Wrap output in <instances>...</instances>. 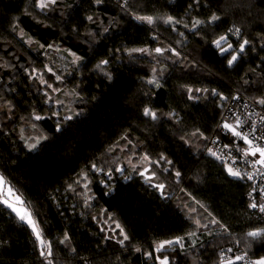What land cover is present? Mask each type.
Wrapping results in <instances>:
<instances>
[{"label":"trees","instance_id":"trees-1","mask_svg":"<svg viewBox=\"0 0 264 264\" xmlns=\"http://www.w3.org/2000/svg\"><path fill=\"white\" fill-rule=\"evenodd\" d=\"M190 2L130 0L125 11L111 0L103 6L92 5L91 10L88 0H64L70 7L62 6L56 12H49L47 15L51 19H47L33 8L32 0H0V84L7 82L19 92V96L8 94L18 103L13 122L4 127L6 121L0 115V174L7 183L5 192L11 187L21 197L44 231L45 239L53 241V257L49 258L53 264H83L81 258H87L89 264H155L152 258L145 261L143 255L153 250L150 245L189 231L196 232V246L191 247L192 239L185 237V251L173 260V264L177 261L179 264H219L221 250L228 248L233 249L228 256L249 251L248 258L255 259L253 252L264 254V246L259 242L252 243L250 250L246 247V233L254 226H264L258 212L247 207L250 183L246 179L228 177L221 163L205 151L213 137L212 129L222 120L220 113L224 115L226 106L217 108L220 101L207 93H197L201 97L199 100H188L184 87L215 88L225 95L238 93L254 103L255 98L264 95V64L260 59L264 57L261 50L264 41L260 39L264 34V0H218L212 10L217 11L221 20L218 26L207 27L208 36L204 39L192 35L182 25L179 30L186 33V38L165 31L166 26L162 24L156 32L152 26L134 18L152 15L159 23L160 17L178 15L190 21L198 10L206 13V9L195 8L185 12ZM205 2L202 0V4ZM92 10L98 21L110 28L102 34L106 38H91L95 55L85 35L89 30L96 31L95 25L81 28L77 36L70 31V26L61 23V13L67 16L70 12L73 19H79L91 14ZM12 23L19 25L15 31ZM233 26L253 41L256 51L245 53L241 63L228 68L224 57L208 41L215 38L214 34H221ZM154 34L159 37L157 41L152 39ZM235 39L231 37L232 41ZM45 42L59 48L67 60L72 58L67 49L77 51L87 64L79 71L72 70L63 83H55L61 91L57 96L52 94L53 99L62 101L64 107L46 106L60 112L61 118L73 117L63 133L54 131L56 118L32 120V105L39 103L41 93L36 92V85L29 87L32 81L26 80L23 72L17 75L30 64L37 67L48 64L51 49L39 47ZM160 43L165 47L171 43L182 55L177 58V64L171 60L164 62L168 67L160 78L162 87L153 89L151 98L144 96L151 87L145 80L151 76L152 67L159 71L163 66L155 64L152 58L129 61L126 52L120 53L125 58L111 65L113 81L91 74L92 66L109 49L122 44L155 47ZM251 68L256 69L255 73ZM84 77L88 79L84 85L85 99L81 101L73 94V88ZM245 79L250 83L245 84ZM4 91L0 88V93ZM144 106L152 107L158 115H165L159 121L144 118ZM169 111L177 114L172 121L166 115ZM78 112L82 114L77 116ZM42 114L50 115L47 110ZM176 119L181 122L176 123ZM32 123H36L35 129ZM195 127H207L205 135L209 139L192 138L193 146L189 148L180 136L184 131H194ZM31 134L46 135L49 141H41L46 146L29 153L25 141L34 143L38 138L30 137ZM145 152L153 162L160 159L161 153L174 161L172 165L163 160L151 164L157 173L156 181L152 180L151 184L138 175L136 170L139 169H131L128 164L131 155L142 158ZM92 163L105 171L120 166L125 171L113 173L111 178L103 172L89 171L90 178L94 179L91 191L76 185H73L76 193L70 191L67 185L80 179L77 173L82 175ZM177 170L182 172L181 177L175 176ZM126 175L131 179H124ZM101 179L109 181L111 191L99 182ZM157 183H163L165 188L160 190L152 186ZM86 196L93 197L90 207L84 204ZM212 219L229 226V232L210 224ZM196 220L200 225L208 224V229L196 225ZM114 221H119L129 233V246L142 247L141 253L129 255L127 249L116 244L119 237L111 231ZM64 231L72 237L68 247L58 244ZM109 236L111 240L106 241L104 237ZM0 238L7 242L0 246V264H40L33 234L2 204ZM71 247H77L79 255L71 252Z\"/></svg>","mask_w":264,"mask_h":264},{"label":"snow or ice","instance_id":"snow-or-ice-1","mask_svg":"<svg viewBox=\"0 0 264 264\" xmlns=\"http://www.w3.org/2000/svg\"><path fill=\"white\" fill-rule=\"evenodd\" d=\"M89 10L92 9V5L103 6L107 3V0H88ZM218 3V0H206L205 3L202 4V0H191L190 3L187 4L185 12L188 9H206V13L198 10L196 16L193 17L190 21H185L183 17L178 15H167L159 18V23L157 18L152 15H136L134 18L143 23H146L149 26H152L156 30L159 31L160 24L166 26L165 31L170 30L171 32H176L180 37L186 38V33L184 31H180L179 28L182 25L184 29L188 32H191L194 36H200L201 39H204L208 36L207 27L217 25V22L221 20V16L217 14V11H213V6ZM32 6L34 9H38L39 13L44 14L45 18L51 19L47 14L49 12H56L62 6L65 8L70 7L69 5L64 3V0H32ZM123 10L127 11L128 9V0H124V4L121 5ZM87 11V10H86ZM204 15V18L201 19L200 16ZM61 23L65 26H70V31L75 32L77 36L80 35L81 28H87L89 24L96 26V31L89 30L86 32V37L88 38V43L91 48L92 55H95V48L92 47V39L95 38H106L103 37V33H107L110 31V28L104 27L102 23L98 21L96 17L95 11L92 10L91 14H86L84 17L79 19H73L71 17V13L65 16L61 13ZM42 22V21H38ZM13 31L19 27L18 23H12ZM52 25H46V27H51ZM218 26V25H217ZM150 28V30H152ZM215 38L210 39L208 42L211 45H214L215 50H217L220 55L224 57L226 60V64L228 68H233L238 63H241L244 58V54L247 52L256 51L254 43L248 37H246L242 30L238 27H229L221 34H214ZM234 36L236 39L234 41L231 40V37ZM153 41H157L159 39L158 35H153ZM260 39L264 41V34H261ZM40 49L43 50L53 49V44H40ZM56 50H59L57 48ZM261 50L264 51V43L261 44ZM67 53L72 57L71 65L73 66V72L79 71L82 67H87L85 63V57L81 55H77V51H73L72 49H67ZM127 53V58L129 61L145 60L148 58H152L155 64L163 65L159 71L154 66L151 69V76H149L145 83L146 85L151 86L148 92L144 93V96L151 98L154 95L153 89H159L162 87L160 83V78L163 75L164 69L168 67L166 63L167 60H171L173 64L179 63L177 58L181 57V52L176 49L171 43H169L166 47L163 46L162 43L157 44L155 47H126L123 44L120 47H114L109 49L104 57L99 58L96 63L92 66L91 74L96 75L98 79H103L105 81L111 82L115 79L114 72L111 68V65L114 62L122 61L125 57L119 55L120 53ZM261 64H264V57H261ZM251 72L255 73L256 69L251 68ZM264 71V70H262ZM23 72L25 74L26 80H31L33 85H36V92L41 93L40 101L37 104L32 105V111L30 112V117L35 122L44 121L46 119L56 118L55 119V133H63L65 130V125L68 124L73 117L64 116L61 118V114L58 111L53 110L50 107H46L47 105L55 104L59 107H64V104L59 99H53L51 93H58L61 89L56 86L54 83L49 82L54 78L55 82L63 83L65 81V76L61 73L54 70L52 66L49 64H43L42 67H37L30 64L28 67H25L17 72V75ZM46 74L48 78H46ZM71 74V73H69ZM83 76V73H81ZM247 75V73L245 74ZM88 77H84L79 81V83L74 84L73 94L77 97V99L83 101L85 99V82ZM245 84L250 83L247 79L244 80ZM99 85H97L98 87ZM187 93L188 100H199L201 97L197 95V93H207L212 97L218 98L220 104L217 105V108H223L226 106L227 101H239L241 97L239 94H229L225 95L222 92H218L217 89L206 88V87H194L185 85L184 86ZM0 88H4L5 91L0 93V115H2L6 121L4 123V127H7V123L13 122V118L15 117L16 110L18 108V103L15 99L9 98V93H14L15 96H19V92H16L7 82L0 84ZM206 98V97H205ZM215 103V101H213ZM255 102L260 105L262 109H264V95H261L259 98H255ZM247 107V106H246ZM47 110L50 115L48 117L44 116L42 113ZM228 111L232 113V109L229 108ZM82 113H76L77 116ZM165 115L161 113L158 115L157 111L152 107L144 106L142 109V116L144 118H150L152 121H159L161 116ZM169 121H172L177 117V114L174 111H169L167 114ZM222 120L216 123L214 129H212V135L215 137L211 140V143L217 144L221 142V135L229 138V143L224 144V148L229 149L226 154H218L211 147H206L205 151L208 156L212 157L214 160L219 161L222 166V170L227 174L228 177H232L238 180H248L253 181L256 176L264 177V116H260V124L257 125L256 121L253 120H241L240 116L236 113H232L234 116V122H229L227 117L223 116V113H220ZM23 119V117H20ZM179 119H176V123H180ZM248 127V131H244V128ZM32 128H36V123H32ZM11 131H15L12 129ZM208 131L207 127L201 129L200 127H195V130L192 132L184 131L180 139L184 141V143L189 145L191 148L193 145L190 143L192 138H196L198 140H208L209 137L205 135ZM22 140L23 136L20 137ZM187 138V139H186ZM127 139V137H125ZM41 141H49L48 136L38 137L35 142H27L25 141V146L27 147L29 153L33 151H39L41 148L45 147L46 144ZM234 141H242L244 147L235 146ZM129 143H131L129 141ZM235 148V154H233L232 149ZM143 159L149 163V165L155 163L159 164L161 160L165 161L169 165H172L174 161L169 160L167 156L163 153L160 154V159L153 162L147 152L144 153ZM243 161V165L245 169L251 167L254 171H242L239 167V162ZM129 163H131L129 161ZM89 171L92 173H104L105 176L111 178L113 173H123L125 171L123 166L116 168H108L107 171L101 166H98L96 163H92L90 165L89 170H85L83 174L77 173L80 179L74 180L67 185V188L76 193V187L82 188L85 191H91V184L94 182L93 178H90ZM138 175L141 178H144L147 182L151 184V181L155 179L157 173L151 171V167H145L142 171L136 170ZM167 171V169H165ZM176 177H181L182 172L177 170L175 172ZM124 179H131L130 175L124 176ZM81 180L84 181L81 184ZM101 184L105 186V188H109L111 191L109 181L106 179H101L99 181ZM4 184L5 179L3 175H0V204L6 206L7 209L11 210V213L15 214V216L23 222L27 227L31 229V233L33 234L35 240L34 243L37 246L38 257L40 259V264H53V260L49 259L53 257V241L45 239L44 231L39 227L37 220L34 218L33 212L23 207L22 205L25 203L19 195L13 194V189L11 187L7 188V195L4 194ZM76 185V187H73ZM153 187L163 190L165 185L163 183H157L152 185ZM249 187L251 191L247 193L250 198L249 203L247 205L248 208L258 209L259 213L264 219V181L261 182V186L257 187V185L250 184ZM108 194V193H105ZM93 197L86 196L84 199V204L86 207H90L89 201L92 200ZM39 213H36L38 216ZM96 219V217H93ZM107 223V221H105ZM115 227L111 229V231L119 237L116 240V244L123 246V248L127 249L129 255L132 252L141 253L143 251L142 247H130L131 237L129 233L125 230L124 226L119 221H114ZM196 225L203 227L205 230L208 229L209 225L204 224L200 225V221L196 220L194 222ZM212 225H218L224 229L225 232H229V226L222 224L220 220L212 219L210 221ZM230 234V233H229ZM63 238L58 241L59 245H64L68 247V242L72 239L67 231L63 232ZM185 237L192 239L191 247L196 246V237L195 231L186 232L183 236L176 235L172 239H164L155 243L154 245H150L153 249L152 251L143 252L145 257V261L148 258H152L155 264H173V260L179 256L181 252L185 251L186 243ZM246 238H248V243L246 247L250 250L252 247V243L259 242L262 246H264V226H254L251 230L246 233ZM104 239L111 240V236L104 237ZM129 242L126 244L125 242ZM7 242L0 238V246L6 244ZM239 243V241H237ZM171 249V251H169ZM70 251L76 255H79L77 247H71ZM233 249L228 248L226 250H221L219 254V264H238V262H244V264H249V260L246 259L249 257V251H244L242 254H235L232 256H228L227 253H232ZM255 255V259L250 260V264H264V254L252 253ZM83 260V264H89L87 258H81ZM119 259V257H117ZM177 264L179 262L177 261Z\"/></svg>","mask_w":264,"mask_h":264},{"label":"built area","instance_id":"built-area-1","mask_svg":"<svg viewBox=\"0 0 264 264\" xmlns=\"http://www.w3.org/2000/svg\"><path fill=\"white\" fill-rule=\"evenodd\" d=\"M111 1L118 4L120 7H121V5L124 4V0H111ZM129 2H130V0H128V3ZM235 94H237V93H235ZM239 96L241 97V99L239 101L230 100L227 103L223 116L227 117L229 122H234V116L232 115V113H236L237 115L240 116L241 120H246V121L247 120H253V121H256L257 125L259 126V124H260L259 117L264 116V110L262 108H260L256 103L251 101L250 99H248L246 97H242L241 95H239ZM229 108L232 109V113H230L228 111ZM248 130H249L248 127L244 128V131H248ZM214 138L215 137L213 136L210 139V141L207 144V147L213 148V150L216 151L218 154H226L229 151V149L224 148V144L229 143V138L221 135V142L217 143V144H213V143H211V140ZM234 144H235V146H238L241 148L244 147L242 141H234ZM232 151H233V154H235V148H233ZM239 167L241 168L242 171H248V172L254 171L251 167L245 169L242 160L239 162ZM262 181H264V177L256 176V178L253 181H248V182L250 184H254V185H257V187H259V186H261ZM248 199L250 200L249 197H248ZM254 210L258 212L260 217H262L261 214L259 213L258 209H254ZM246 259L249 260V264H250L251 259L250 258H246Z\"/></svg>","mask_w":264,"mask_h":264},{"label":"rangeland","instance_id":"rangeland-1","mask_svg":"<svg viewBox=\"0 0 264 264\" xmlns=\"http://www.w3.org/2000/svg\"><path fill=\"white\" fill-rule=\"evenodd\" d=\"M56 49L57 47L51 49L50 53H48L49 54L48 64L52 66L55 71L61 73L62 75L64 76L70 75L69 73H71L73 70V66L71 65L72 58L69 59L70 61L67 60L68 57L67 56L65 57L64 55H62L60 53L61 52L60 49L59 50H56ZM52 80H50L49 82H52L55 84L56 82L54 81V78ZM55 85L59 87V84H55ZM52 94L57 96L58 93H51V95ZM65 95L66 94L64 93V96ZM29 136L38 137L34 134H31ZM129 161L131 163H129ZM128 164L131 167V169H139L140 171H142L145 167H151V171H153L152 165L150 166L149 163L143 159V156L141 158V157H135L134 155H131L130 159L128 160ZM156 179H157V176H156ZM156 179H153V181H156Z\"/></svg>","mask_w":264,"mask_h":264},{"label":"water","instance_id":"water-1","mask_svg":"<svg viewBox=\"0 0 264 264\" xmlns=\"http://www.w3.org/2000/svg\"><path fill=\"white\" fill-rule=\"evenodd\" d=\"M1 175V174H0ZM6 187H7V183H6V180H5V184H4V194L5 195H7V193L5 192V190H6ZM13 194L14 195H18L15 191H13ZM4 206V205H3ZM23 207H25V208H27L28 210H29V208L25 205V204H23L22 205ZM4 208H6V206H4ZM7 209V208H6ZM10 213H11V210L10 209H7ZM20 223H22L23 225H25L23 222H21L16 216H15V214H13V213H11ZM26 226V225H25ZM27 227V226H26ZM30 231H31V229L29 228V227H27Z\"/></svg>","mask_w":264,"mask_h":264}]
</instances>
